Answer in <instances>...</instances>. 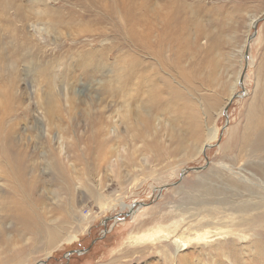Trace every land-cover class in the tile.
<instances>
[{
    "label": "rangeland",
    "instance_id": "obj_1",
    "mask_svg": "<svg viewBox=\"0 0 264 264\" xmlns=\"http://www.w3.org/2000/svg\"><path fill=\"white\" fill-rule=\"evenodd\" d=\"M43 1L0 0V264H233L230 251L260 264L264 209L228 246L192 240L177 251L174 241L193 236L196 221L212 222L209 209L264 202L261 172L222 153L264 94V0H179L191 20L175 53L154 61L163 70L160 105L148 113L133 85L140 64L128 91L122 70L141 53L130 32L140 10L130 25L122 0ZM165 1H143L145 12L159 16ZM49 96L57 113L47 111ZM12 171H24L34 191ZM21 213L38 219L30 231ZM51 225L63 231L55 245L43 232Z\"/></svg>",
    "mask_w": 264,
    "mask_h": 264
},
{
    "label": "bare ground",
    "instance_id": "obj_2",
    "mask_svg": "<svg viewBox=\"0 0 264 264\" xmlns=\"http://www.w3.org/2000/svg\"><path fill=\"white\" fill-rule=\"evenodd\" d=\"M143 1H146V0H143ZM143 1L138 2V0H122V2H121L122 3L121 4L122 9H123L124 13L126 14V15H124L126 17V22H128L130 25L134 21L132 15H134V14L136 15V10L139 9L141 12V16L138 19V23H137L138 27L134 29L133 25H131V27L133 29L130 30L131 33L133 32L134 39L138 43V44L136 43L137 44L136 47H137L138 51L141 53H139L138 59L136 57L132 56L133 54L130 53V55H131L130 59L127 63H125L122 66V70H123L124 76L126 77V80L130 81L127 84H131L133 82V80L129 79L128 77H131V78L133 77V75L131 73H132V67L134 66L135 60L138 61V66L140 64L139 68L137 67L138 68V71L136 74L137 75V79H136L137 83L135 81L136 84H133V85H136L135 89L137 92L143 91L144 96H143V100L141 101L140 108H142L143 110H145L147 112L150 108L154 109L153 107L160 105V102H159V98H160L159 80L162 79L161 72L163 70H159V68L157 66H155L154 61H156V63H157L156 65H158L159 63L162 64L163 62H165L163 60V57L165 56L164 55L165 52L162 51L164 49H166V51L167 50L170 51L171 54L175 53V52H173L174 51V45H175L174 43H176L178 40L180 41L183 39L182 38V36L184 34L183 32L186 29L187 23L191 20V18L190 17L187 18L188 11H187V14H185L186 12L184 9L187 8V5L185 3L181 4V2L179 0H166L165 5H162V10H161L162 14H160L159 16H158V14H152V18H151L148 14V11L145 12V10L148 9V7H149V3L143 2ZM43 2H44L43 0H37L38 4L43 3ZM135 3H137V4H135ZM5 5H4V11H5V9L10 8V5H8V4H5ZM11 5H13V4H11ZM166 6H170V7L167 8ZM19 10L23 11V9H19ZM18 13L20 14V16L16 15V17L21 22H25V21L29 20L30 15L27 12L24 11L23 13L22 12H18ZM191 13L193 14V12H191ZM37 16L39 17L40 14L37 13ZM136 17L138 18L139 15ZM158 23L160 24L159 25L160 28L163 27V31L161 32V36H160V38L156 44L155 41H151V38L154 34V33H152L153 25L156 24L158 26ZM159 26H158V28H159ZM255 28L257 29V24H256ZM256 33H257V30H256ZM158 34H160V33H158ZM22 51L25 52V49H22ZM24 57H26V56H24ZM165 64L166 63H164V65ZM164 81H166V84L169 87L168 81L167 80H164ZM243 81H244V79H243ZM240 83H241V81H240ZM241 84H243V82ZM131 86H132V84L129 85L128 87L126 86L127 91L129 90V88ZM125 94L126 95L124 96V98L122 96L123 102H128L129 101L128 97L131 98L132 95H130V93L127 94V92H125ZM123 95H124V93H123ZM141 98L142 97H140V99ZM55 101H56V99L53 98L52 96H49L46 99V104H47L46 108H47V111L49 113L54 112ZM256 103H258V104L255 107H253V109H251V111L249 112V115L247 116L246 125H244L243 127H240V129H238L240 131L239 132L240 135L235 136L233 138L230 146L225 147L224 151H222V150L221 151L223 154H225V152H226L225 150L228 148V151L226 152V154L228 156H226L225 158H228V160H230L233 163V165L239 164V167L244 166V168L248 171L255 169L254 171L257 172L259 170L261 172L262 178H264V94L257 98ZM215 135H217L216 132L215 131L212 132L211 133V139H214ZM243 154H245V155H243ZM230 156H232L233 158ZM8 160H9V158H8ZM20 165H21V163H20ZM261 167H262L263 171L261 170ZM12 172L15 173V175L13 176V179L17 183L16 185L19 184L20 187H23V188L27 187L30 191L33 190V184L26 180V178H25L26 173L24 171H22L21 173H20V171H12ZM30 172H31V170H30ZM256 172H254L253 174L259 175ZM27 173H28V171H27ZM31 173H33V170ZM236 178L240 179L237 177V175H236ZM260 185L263 186L264 184H260ZM14 188H15V186H14ZM263 189H264V187H263ZM29 190H26V192L30 193ZM257 198H259V197H257ZM262 201H264V200H262ZM223 203L224 202H221V204H223ZM32 206H34V205H32ZM259 209L260 210L264 209V202L263 203L261 201L259 203H255V202L245 203V202H243L241 204H238V206H229V208H224L223 209L224 212L220 211V210L219 211L218 210L212 211L209 209L206 211V214L209 216V218L212 220V222H210V223L205 222L204 223V222H201L199 220L196 221L199 224L197 225V227L192 226V228H195V230H197V232H195V234L193 236L189 234L187 237L176 238V240L174 241V243L176 245V249H177V251H179L181 249L187 248L189 243H191L192 240H198V241L203 240L204 242H210L212 239H214L212 241L216 242V241H220L223 239L224 241L217 243L220 247L228 246L232 243H235V240H233L234 236L237 237V236H240L242 234L248 235V229H241L240 226L244 225L245 223H249L250 219L248 216L253 215V212H255ZM221 213H222V216H220V218L218 220L220 222L216 223L215 222L216 218H217L218 214H221ZM36 219H37V217H36ZM225 220H227L229 223H224ZM19 221L22 224V226L24 227L23 229H25L26 231H30L29 224L33 223L35 221H38V219L33 220V218L29 214L26 215L25 213H21L19 215ZM64 222L68 223V221H64ZM20 227H21V225H20ZM188 228H190V227H188ZM199 229L201 231H198ZM255 229H256V227H255ZM40 230H41V228L39 229V231ZM166 230H168V229H166ZM173 230H174V228L171 231L173 232ZM61 231H62V228L60 226L51 225L49 227H45L43 232L46 234L50 245H55L61 237ZM31 232H33V231L31 230ZM34 232H37V231H34ZM251 232L254 233V230L252 229ZM168 233H169V231H168ZM158 235L160 236L161 232ZM34 236L35 237H33V236L31 237L32 240H35L37 238L36 237L37 235H34ZM156 237H157V234L155 236H153V235L149 236L147 239L155 240ZM255 251L257 252L256 256H258L259 260L262 261L260 264H264V244L263 243L258 244L257 249ZM25 252L26 251H24V250L18 251L15 258L18 259L20 257V259H21L22 256L25 254ZM220 257H223V256H220ZM227 257L229 259L232 257L233 264H244L241 261L238 252H235V251L231 252L230 251V252H228ZM221 263H222V260L219 259V260H216L215 264H221Z\"/></svg>",
    "mask_w": 264,
    "mask_h": 264
},
{
    "label": "water",
    "instance_id": "obj_3",
    "mask_svg": "<svg viewBox=\"0 0 264 264\" xmlns=\"http://www.w3.org/2000/svg\"><path fill=\"white\" fill-rule=\"evenodd\" d=\"M256 27V26H255ZM256 32L252 35V36H250V38H249V40H248V48H247V51H246V57H248V55H249V53H248V49H249V44H250V42L253 40V38H255L256 37ZM246 68H247V66H246ZM246 68H245V70H244V73H245V71H246ZM243 79L244 78H241V83L243 82ZM210 147H212L211 145L209 146V145H207L206 146V148H205V152H206V150L208 149V148H210ZM204 152V153H205ZM205 157L207 158V155L205 154ZM200 168H197V169H190V170H192V171H197V170H199ZM135 207V205L133 206V208ZM130 213H132V212H130ZM130 213H128L127 215H129ZM45 262V261H44ZM46 263V262H45Z\"/></svg>",
    "mask_w": 264,
    "mask_h": 264
}]
</instances>
